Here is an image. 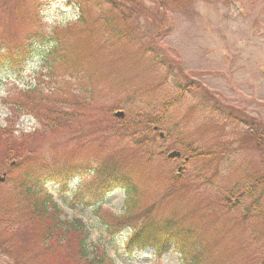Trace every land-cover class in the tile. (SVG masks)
Segmentation results:
<instances>
[{
  "label": "rangeland",
  "instance_id": "obj_1",
  "mask_svg": "<svg viewBox=\"0 0 264 264\" xmlns=\"http://www.w3.org/2000/svg\"><path fill=\"white\" fill-rule=\"evenodd\" d=\"M12 1V13L0 14V130L11 115L8 103L16 100L20 92L37 87L45 97L41 113L56 109L73 116L64 117L67 124L49 134L34 116L18 118L13 135L21 144L26 141L27 151L32 152L29 161L24 159L27 164L36 166L34 161L40 159L65 162V166L88 164L84 169L91 170L113 156L124 166L126 176L137 189L138 213L149 214L160 223L175 221L194 232L201 243L199 252L205 264H264V195L257 197L260 194L257 191L255 204L248 196H240L253 180L264 178V154L252 146L238 148L237 142L246 132L245 125L223 123L216 129L215 121L219 120L211 118L202 102L205 99L208 105L211 96L264 128V0H187L180 9L168 4L165 10L152 8L155 0H137L135 5L128 2L125 12L135 13V6H142V16L138 20L129 19L127 24L137 37L133 46L117 42L101 30L106 19L120 26L107 5L95 8L86 0H74L77 8L79 4L82 6L84 19L97 30L98 36L86 37L75 23L57 30L54 37L77 50L76 55L90 77L88 89L79 86L72 71L52 65L49 56L52 38L43 31L39 17L43 0ZM148 8H152V17L146 20L143 15ZM118 30L124 31L122 27ZM22 40L30 51L27 56L24 54L25 63L10 62L12 57L20 58L22 51L14 48ZM135 43L147 44L149 52L137 51ZM103 47L109 50V58L103 55ZM147 58L170 63L171 76L175 77L167 78L160 62L158 67L149 66ZM178 86L197 89L193 92L189 87L188 98L178 102L174 100ZM82 90L90 94L81 95ZM81 96L90 102L86 110L77 107ZM114 107H117L114 111H122L128 118H134L136 112L158 117L160 132L169 135L165 142H157L156 149L167 153L183 151L184 146L193 144L184 158L194 155L195 150L213 147L220 140L223 156L194 157L175 176L182 160L164 161L157 152L152 158H143L133 153L134 142L114 139L110 133H106L107 138L101 135L100 140L96 138L99 133H94L93 125L100 122L107 126L112 115L107 111ZM76 110L82 114L79 122L74 118ZM4 151V145L0 144V160ZM11 164L14 162L1 164L0 178L18 176V169L13 172ZM49 174L41 179L42 188L52 196L64 219L80 220L89 232V244L103 249L114 264H182L171 247L158 259L150 249L127 255L123 243L128 231L113 239L105 235L102 219L124 214L122 190L103 197L97 212L99 203L93 202L100 199L91 194L96 185L94 176L71 179L69 193L62 194L61 185ZM5 180L0 183V199L10 205L12 212L16 204ZM78 185L75 203L71 196ZM236 197L239 201H234ZM0 246L8 252L5 256L0 250V264H19V239L1 231ZM21 264H41V261L24 257ZM47 264L68 262L55 257Z\"/></svg>",
  "mask_w": 264,
  "mask_h": 264
},
{
  "label": "trees",
  "instance_id": "obj_2",
  "mask_svg": "<svg viewBox=\"0 0 264 264\" xmlns=\"http://www.w3.org/2000/svg\"><path fill=\"white\" fill-rule=\"evenodd\" d=\"M86 1L90 4H94L95 8L102 4L107 5L109 10L116 14L114 20L117 19L116 21L120 23V26H118L113 20L106 19L102 24L103 28H101V30L107 31V35H109L110 38L115 39L117 42H129L130 45L134 44L136 41L134 39L137 37L132 35L134 31L132 32V30L127 27V24L129 23V19L138 20L142 16V6L136 5L135 7L137 11L135 13L125 12L124 6L127 5L128 2L135 5L139 1ZM12 2V0H0V14L10 15L13 10ZM183 2L187 4V0H155L152 8H155L156 10H165L166 6L170 4V6L173 5L180 9L183 6ZM77 6L80 16V19L77 22L78 29L81 30V33L86 34V37L88 38L92 37L93 34L98 36L96 32L97 30L91 27L89 22L84 19L82 6L80 4ZM152 8L145 10L143 18L148 20L147 17H152L150 14ZM119 27H122L123 30L127 29L123 32H119ZM50 38L52 39L50 40L49 56H52V65L63 70L68 69L72 71V76H74L79 82V86L88 89L86 83L90 77L82 65V60L76 55L77 50L66 46L64 41H59L54 35L50 36ZM142 45L144 44L142 43ZM142 45L135 43L137 51L142 53L146 51L149 52L148 50L150 46L147 44L146 46ZM18 49L22 51L21 54H19L20 58L17 59L12 57L10 58V62L16 61L24 64L26 56L30 53L29 46H27L25 40L20 41L17 44V48H14V51H19ZM103 49L105 50L103 55L109 58V50H106L104 47ZM25 53L26 56H24ZM159 62L161 63L160 67L163 66L165 68L164 73L167 78H174L175 76H171L172 73H170L172 71V65L170 63L166 64L165 62L162 63L161 60ZM159 62L157 60L153 62L151 59L149 61L148 59V65L151 67H158L157 65ZM182 79H185V77H182ZM189 87L190 86L183 88L182 86H178V91L174 96V100L179 102L184 97L188 98L187 93ZM38 89L39 88L37 87L24 90L20 92L16 100L13 99L11 103H8L7 106L11 111V115L7 118L6 126L0 130V144L5 147L3 157L0 160V167L4 162H14L11 170L14 172L18 169L19 171L17 177L12 178L10 175H7L8 178L5 180V184L7 185L10 194H12V198L16 205L13 206L11 212L10 205L5 201L2 202L0 199V223H2L0 232L2 231L4 235L9 236L10 238L15 236L19 239L21 245L18 250L20 256L19 264L22 263L24 257H29L33 260L38 259L41 261V264H47L48 261H53L55 257L63 258L64 262H68V264H114L113 261L106 256L103 249H99L98 247L89 244V232L85 228V225L78 219H64L62 211L58 209V206L53 202L52 197L42 188L41 179L49 174V169L55 170L53 174H49V176H55L56 183L61 185L60 192L62 194L68 193V181L70 179H81L82 176H89L90 174L91 177L94 176V182L96 183L94 190L91 192L92 197L100 199L96 202L101 203L103 197L114 190H122L124 192V214L118 217L109 215L107 220L103 218L101 223L104 227L105 235L111 239L120 235L124 231H128V236L123 245L126 254H131L134 250L142 252L151 249L154 255L159 258L166 247L170 246L173 251L179 255L182 264H205L204 258L201 255V252H199L201 243L198 241L194 232L188 228L182 227L175 221L160 223L154 218L152 219L148 217L149 214L138 213L137 189L133 185L131 179L126 176L127 174L124 171V166L113 156H109L105 161L94 165L91 170L84 169L88 164L65 166V162H45L40 159L34 161L36 166H33V164H27V161L32 158V152L27 151L26 146H28V144L26 141L22 139L23 141L21 144L20 142H17V139H15L13 135V127L18 118L21 115L34 116L35 119H38V122L41 123L43 129L49 130V134L55 131L54 128L65 126L67 124L64 117H73L69 115L66 116V114H62L56 109L47 113H41L40 109L43 106L45 97H42V92ZM196 89L197 87H190V91L195 92ZM80 93L84 96L90 94L89 92L85 93L84 90ZM81 97L82 99L79 101L81 104L77 107H79V109L82 107V110H86V106L89 105L90 102L85 100L83 96ZM202 102L205 103L206 107L204 108L208 110L211 118L219 120L215 121L216 125L214 126L216 129H218L223 123L238 122L240 125H245L246 132L242 134V139L238 140V148L252 146L260 154H264V128L258 126L252 118L244 116L240 111H235V109L226 104L220 103L211 96H209L208 105L207 100L203 99ZM57 106L61 109V106ZM116 108L117 107H114L111 111H107L108 114H112L110 123L107 126L100 122L93 125L94 133H99L96 138L100 140V135L107 138L106 136L108 135H106V133H110L114 139H128L130 140V143L134 142V154L149 159L157 152L159 157H163V154H165L167 150L161 148L156 149V145L159 141L165 142L168 139L169 134L165 133V140L162 141L159 139L158 133L152 131V126L159 127V125H161L160 119L150 113H144L142 115L138 112L134 113V115H136L134 118L132 116L131 118L124 117L123 119H116L113 117V111ZM81 116L82 114L76 110L74 114L75 121L79 122ZM78 127L81 129V123ZM219 143L222 142L218 140V143L215 144L214 142L212 144L214 145L213 147L208 146L201 148L200 150H195L193 152L195 156L191 154V156H188L189 160L194 159V157H198L197 159L201 157L209 159L222 157L224 148L220 151V146L222 145ZM17 145L19 146L18 149H16ZM192 145L190 143L187 144V146H184L183 151H180L181 154L187 155ZM142 149L147 150L143 152ZM160 150L162 153H159ZM25 157L27 159H25ZM25 167H28V169H25ZM262 184H264V178L253 180L251 184L241 192L240 196H248L255 204L257 202V197L261 194L264 195ZM257 191H260V194H258L257 197H254ZM78 194L79 185L76 186L75 193L72 194V201L75 203L78 200ZM237 197L234 201H239V198ZM98 210L99 208L95 209L97 212ZM0 250L3 255L8 256V252L3 246H0Z\"/></svg>",
  "mask_w": 264,
  "mask_h": 264
},
{
  "label": "clouds",
  "instance_id": "obj_3",
  "mask_svg": "<svg viewBox=\"0 0 264 264\" xmlns=\"http://www.w3.org/2000/svg\"><path fill=\"white\" fill-rule=\"evenodd\" d=\"M40 23L46 35L52 36L57 30L67 28L80 19L74 0H43L39 8Z\"/></svg>",
  "mask_w": 264,
  "mask_h": 264
},
{
  "label": "water",
  "instance_id": "obj_4",
  "mask_svg": "<svg viewBox=\"0 0 264 264\" xmlns=\"http://www.w3.org/2000/svg\"><path fill=\"white\" fill-rule=\"evenodd\" d=\"M115 116L117 118H121V117H123V114L121 112H117L115 114ZM177 157H179V154L178 153H175V152H173V153H171V154L168 155V158H177ZM2 181H3V179H0V182H2Z\"/></svg>",
  "mask_w": 264,
  "mask_h": 264
}]
</instances>
